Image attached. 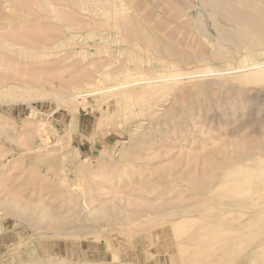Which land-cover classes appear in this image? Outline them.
Instances as JSON below:
<instances>
[{
	"label": "rangeland",
	"instance_id": "rangeland-1",
	"mask_svg": "<svg viewBox=\"0 0 264 264\" xmlns=\"http://www.w3.org/2000/svg\"><path fill=\"white\" fill-rule=\"evenodd\" d=\"M263 48L264 0H0V264H184L203 222L162 215L227 211L223 171L264 161V82L234 77Z\"/></svg>",
	"mask_w": 264,
	"mask_h": 264
},
{
	"label": "bare ground",
	"instance_id": "bare-ground-1",
	"mask_svg": "<svg viewBox=\"0 0 264 264\" xmlns=\"http://www.w3.org/2000/svg\"><path fill=\"white\" fill-rule=\"evenodd\" d=\"M109 2H103V9L105 15L111 18L113 10ZM260 54L264 55V48L260 51ZM242 58L238 66L239 70L237 69L234 77L255 78L259 82H264V59L252 60L250 56L246 55ZM214 70L219 69H215L212 66L206 68V71ZM182 75L183 73L180 70L169 75L161 74L158 78H167V83L159 86L155 84L149 85L153 82H142L150 78H137L133 82L126 81L109 88L83 87L69 97L75 103H84L98 95L108 93L117 97V99L121 98L118 96L121 93L123 97L129 98L135 95L138 85L142 88V92L137 93L136 96L144 97L146 94H153L154 90L170 87L173 84L169 83L168 80H175ZM11 92V87H9L1 93L8 95ZM55 93L61 95L59 99H66V96L61 94L62 92ZM84 105L89 104L84 103ZM260 158L261 156L258 154L254 157L244 158L239 163L223 171L228 173L230 170L237 168L243 169L244 172L248 173L241 177L223 195L229 199V204L232 205L227 211L219 215L201 213L200 216H197L188 209L169 212V215L168 213L162 215L163 218L171 215L169 222L177 238L191 227L195 221L200 220L203 222L195 230L191 238H188L187 241L179 240L177 242L178 248L184 249L182 251L184 264H264V161ZM209 208L222 210L221 206ZM143 217L131 219L130 225L133 224L134 226ZM187 256L190 257L188 262L185 259Z\"/></svg>",
	"mask_w": 264,
	"mask_h": 264
}]
</instances>
